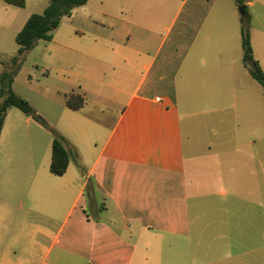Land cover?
<instances>
[{
	"label": "crops",
	"instance_id": "obj_1",
	"mask_svg": "<svg viewBox=\"0 0 264 264\" xmlns=\"http://www.w3.org/2000/svg\"><path fill=\"white\" fill-rule=\"evenodd\" d=\"M25 1L0 0V74L51 0ZM245 3L264 71V0ZM240 10L236 0H89L64 18L49 41L59 59L92 58L84 107L65 100L57 126L79 156L52 174L53 135L9 109L0 264H264V87L244 62ZM85 37L91 48H79ZM201 131L213 136L205 149Z\"/></svg>",
	"mask_w": 264,
	"mask_h": 264
},
{
	"label": "trees",
	"instance_id": "obj_2",
	"mask_svg": "<svg viewBox=\"0 0 264 264\" xmlns=\"http://www.w3.org/2000/svg\"><path fill=\"white\" fill-rule=\"evenodd\" d=\"M6 1L18 7H25L26 5L25 0ZM88 1L51 0L42 13L32 14L23 29L16 36V42L19 45L17 55L12 57L10 66L0 74V137L10 108H16L25 115L31 116L53 135L50 171L56 176H63L68 170L72 157L74 155L78 157L79 154L67 147L66 138L50 125L46 118L39 114L27 99L18 96L13 91L14 78L16 71L23 62L25 54L32 50L40 40L52 41L54 31L60 27L64 18L70 17L76 8L86 5ZM245 2L246 0H236L240 9H244V17L242 18L244 62L246 65H250L252 76L264 87V71L253 53L250 37L251 15L246 11ZM85 103V95L80 91L73 90L66 96V106L71 110L78 111L84 107ZM78 165L80 167L79 163Z\"/></svg>",
	"mask_w": 264,
	"mask_h": 264
},
{
	"label": "rangeland",
	"instance_id": "obj_3",
	"mask_svg": "<svg viewBox=\"0 0 264 264\" xmlns=\"http://www.w3.org/2000/svg\"><path fill=\"white\" fill-rule=\"evenodd\" d=\"M240 12L242 13L241 10ZM68 26L69 24L65 22L58 31L62 29L61 31L64 32ZM125 40L126 42L128 41L127 39ZM78 42L79 48H91L93 39L85 37L79 39ZM60 49L56 43L45 40L38 41L36 46L25 54L23 62L16 71L14 78L17 92L25 95L30 104L32 102L40 110V114L48 118L52 126L57 130L59 122L62 121L61 116L63 111H65L67 94L79 89L87 73V67L92 61L90 55L84 54L81 51L74 53L75 58L71 60H61L58 55ZM63 79H66L67 82H64ZM53 88H60L61 90L59 99H55L54 102L51 101V97L45 95L52 91ZM228 116L222 113V117L228 119ZM220 125L227 133L233 130V124L221 123ZM45 133L47 137H50V133L47 130H45ZM261 135H264V131ZM195 139L200 141L203 144L202 148L205 149L207 144L212 141L213 136L209 132L201 131L199 137ZM207 156L206 153L203 155L204 158ZM87 193L89 197L90 191L88 190ZM25 208V206L22 207L18 200H16L13 201L11 211L13 215L19 216L25 212ZM88 213L91 218H94L95 215L92 214L91 210Z\"/></svg>",
	"mask_w": 264,
	"mask_h": 264
},
{
	"label": "built area",
	"instance_id": "obj_4",
	"mask_svg": "<svg viewBox=\"0 0 264 264\" xmlns=\"http://www.w3.org/2000/svg\"><path fill=\"white\" fill-rule=\"evenodd\" d=\"M157 100H158V101H162V99H161V98H157Z\"/></svg>",
	"mask_w": 264,
	"mask_h": 264
},
{
	"label": "water",
	"instance_id": "obj_5",
	"mask_svg": "<svg viewBox=\"0 0 264 264\" xmlns=\"http://www.w3.org/2000/svg\"><path fill=\"white\" fill-rule=\"evenodd\" d=\"M242 13L244 14V9H241Z\"/></svg>",
	"mask_w": 264,
	"mask_h": 264
}]
</instances>
